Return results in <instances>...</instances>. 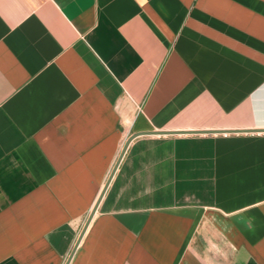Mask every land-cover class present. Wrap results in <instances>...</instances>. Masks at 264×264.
<instances>
[{
	"label": "crops",
	"instance_id": "1",
	"mask_svg": "<svg viewBox=\"0 0 264 264\" xmlns=\"http://www.w3.org/2000/svg\"><path fill=\"white\" fill-rule=\"evenodd\" d=\"M263 126L264 0H0V264H264Z\"/></svg>",
	"mask_w": 264,
	"mask_h": 264
},
{
	"label": "water",
	"instance_id": "2",
	"mask_svg": "<svg viewBox=\"0 0 264 264\" xmlns=\"http://www.w3.org/2000/svg\"><path fill=\"white\" fill-rule=\"evenodd\" d=\"M136 135H138V134H132V135L129 136V138H127V140L125 141V143H124V145H123V147H122V150H121V152H120V154H119V156H118V158H117V161H116V163H115V166H114V168H113V170H112V172H111V174H110V176H109V179H110V177L112 176V173H113L114 169L116 168L118 162L120 161V159H121V157H122V155H123V153H124V151H125V149H126L128 143H129V141H130L134 136H136ZM109 179H108V181H109ZM108 181H107V183H108ZM107 183H106V184H107ZM105 187H106V185H105ZM105 187H104L103 191L101 192V194H100L98 200L96 201V203H95L93 209L91 210V212H90V214H89V216H88V218H87V220H86V222H85V224H84V226H83V228H82V230H81V232H80V234H79V236H78V238H77L76 243H78V241L80 240V238H81V236H82V234H83V232H84V230H85V228H86L88 222L90 221V218L92 217V215H93V213H94V211H95V209H96V205H97V203H98L100 197L102 196V194H103V192H104V190H105Z\"/></svg>",
	"mask_w": 264,
	"mask_h": 264
},
{
	"label": "built area",
	"instance_id": "3",
	"mask_svg": "<svg viewBox=\"0 0 264 264\" xmlns=\"http://www.w3.org/2000/svg\"><path fill=\"white\" fill-rule=\"evenodd\" d=\"M257 132H258V133H264V126H263V129L258 130Z\"/></svg>",
	"mask_w": 264,
	"mask_h": 264
}]
</instances>
